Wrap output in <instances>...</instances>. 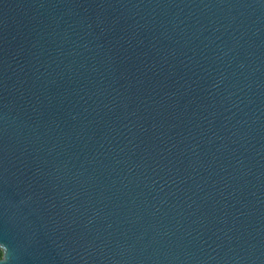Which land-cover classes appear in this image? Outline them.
Segmentation results:
<instances>
[{
  "label": "water",
  "instance_id": "obj_1",
  "mask_svg": "<svg viewBox=\"0 0 264 264\" xmlns=\"http://www.w3.org/2000/svg\"><path fill=\"white\" fill-rule=\"evenodd\" d=\"M7 264H264V0H0Z\"/></svg>",
  "mask_w": 264,
  "mask_h": 264
},
{
  "label": "clouds",
  "instance_id": "obj_2",
  "mask_svg": "<svg viewBox=\"0 0 264 264\" xmlns=\"http://www.w3.org/2000/svg\"><path fill=\"white\" fill-rule=\"evenodd\" d=\"M8 253L9 249L7 245L0 243V264H7L9 259Z\"/></svg>",
  "mask_w": 264,
  "mask_h": 264
}]
</instances>
